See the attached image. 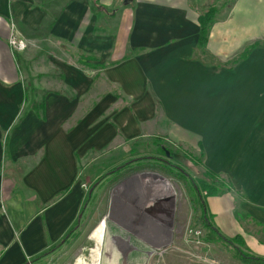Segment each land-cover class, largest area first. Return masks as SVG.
<instances>
[{"label":"crops","instance_id":"crops-1","mask_svg":"<svg viewBox=\"0 0 264 264\" xmlns=\"http://www.w3.org/2000/svg\"><path fill=\"white\" fill-rule=\"evenodd\" d=\"M42 1L60 6L53 17ZM209 1L0 0V264H46L79 228L82 162L156 133L200 152L226 184L205 199L213 228L264 259V0ZM210 6L219 8L200 46ZM104 11L120 15L113 33L96 22ZM16 22L111 62L95 69L93 103L82 69L64 66L61 86L26 104L9 45ZM101 237L91 234L90 264Z\"/></svg>","mask_w":264,"mask_h":264},{"label":"rangeland","instance_id":"rangeland-1","mask_svg":"<svg viewBox=\"0 0 264 264\" xmlns=\"http://www.w3.org/2000/svg\"><path fill=\"white\" fill-rule=\"evenodd\" d=\"M208 2L211 5L212 1ZM42 3L51 17L60 8ZM228 3L229 0L219 1L222 8ZM210 8L217 12L219 7L210 6L207 10ZM119 18L120 15L116 18V14L106 13L97 17L96 22L107 26L103 33L109 34L115 32L110 24L113 26L117 19L120 22ZM80 35L74 38L75 44L82 39ZM13 36L25 45L18 52L9 44L23 78L26 104L34 99L40 103L46 90L59 88L64 66L82 69V88H85L82 96L94 102V89L102 86L100 75L95 77V69L111 62L95 63L92 56L82 54L81 47L49 36L44 27L30 32L16 22ZM121 140L97 157L92 155L82 162L79 178L85 199L79 228L46 264H82V258L90 264L89 251L93 246L96 249L91 234L102 235L103 224L99 264H110L114 252L113 257H118L120 264H244L232 246L217 239L209 241L208 230L198 221L200 210L193 183L215 184L219 191L226 186L209 178L202 167L200 152L159 133ZM162 178L174 188L172 204L163 201L170 194ZM201 196L204 197L203 192ZM149 204L154 209L148 215ZM170 208L171 221L166 219ZM117 248L125 253L118 254ZM96 259L97 255L94 259L97 264Z\"/></svg>","mask_w":264,"mask_h":264},{"label":"trees","instance_id":"trees-1","mask_svg":"<svg viewBox=\"0 0 264 264\" xmlns=\"http://www.w3.org/2000/svg\"><path fill=\"white\" fill-rule=\"evenodd\" d=\"M216 11L212 8L204 12L198 17V24L200 26V39H199V45L203 46L205 45L207 34H208V28L210 24L214 21V17L216 15ZM158 167V166H157ZM164 169L163 166L159 167ZM209 178L215 179V175L212 173H208L206 171ZM183 177V176H182ZM214 182H217L214 180ZM218 183V182H217ZM192 187L197 192V205L198 209L200 210V217H198V221L202 223V225L208 230V240L212 241L214 239H217L220 242H224L230 246L235 251V255L243 262L244 264H264V259L257 258L249 254L246 250L243 249L242 246V239L238 236L233 239H225L222 237L217 230H215L212 226V224L209 222V216L206 212V203L205 199L207 197L216 196L221 193V190L217 188L215 184L210 183H204L200 182L199 185L193 183ZM201 192L204 193V197L201 196ZM73 230L70 231L64 238V240L67 239L72 234Z\"/></svg>","mask_w":264,"mask_h":264},{"label":"bare ground","instance_id":"bare-ground-1","mask_svg":"<svg viewBox=\"0 0 264 264\" xmlns=\"http://www.w3.org/2000/svg\"><path fill=\"white\" fill-rule=\"evenodd\" d=\"M161 181L164 183L165 186H167V188H168V190H169L168 193L170 194V196L167 198V200L164 199L163 201H164V202H170V203L172 204V202L175 201L174 190H173L174 188H172V186H170L171 184H169L168 181H166L165 179L162 178ZM165 193H166V192H165ZM164 195H165V194H164ZM175 195H176V194H175ZM165 197H166V196H165ZM150 200H151V199H150ZM164 204H165V203H164ZM166 204H167V203H166ZM171 204H170V205H171ZM145 207H146V206H145ZM164 207H165V206H163V208H164ZM153 209H154V205H152V204H151V205H150V204L147 205V213H148V214H153ZM161 209H162V208H161ZM165 210H166V209H165ZM165 210H163V211H165ZM169 210H170V214H169V216L167 215L168 217H166V219L169 218V220L171 221V218H170V217L172 216L171 208H170ZM163 211H162V212H163ZM165 213H166V212H165ZM167 213H168V212H167ZM137 215H138V214H137ZM157 215H158V214H157ZM161 215H162V214H161ZM152 216H153V215H152ZM150 217H151V216H150ZM163 219H164V218H163ZM163 219H162V220H163ZM166 219H165V220H166ZM155 220H156V219H155ZM165 220H164V221H165ZM169 220H168V222H169ZM102 224H103V221H102ZM98 226H99V225H98ZM98 226H97V227H98ZM97 227H96V228H97ZM103 235H104V224H103V228H102V237H103ZM102 237H101V240H100V244H101V241H102ZM99 259H100V245H99V252H98V264H99Z\"/></svg>","mask_w":264,"mask_h":264},{"label":"built area","instance_id":"built-area-1","mask_svg":"<svg viewBox=\"0 0 264 264\" xmlns=\"http://www.w3.org/2000/svg\"><path fill=\"white\" fill-rule=\"evenodd\" d=\"M9 44L11 45V47H12L14 50H16V51H18V52L24 50V48H25L24 43H23L22 41H16L13 35H12L11 38H10ZM83 187H84V186H83Z\"/></svg>","mask_w":264,"mask_h":264}]
</instances>
